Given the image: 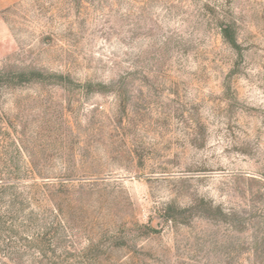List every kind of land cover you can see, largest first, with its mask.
<instances>
[{"label":"rangeland","instance_id":"1","mask_svg":"<svg viewBox=\"0 0 264 264\" xmlns=\"http://www.w3.org/2000/svg\"><path fill=\"white\" fill-rule=\"evenodd\" d=\"M0 264H264V0H0Z\"/></svg>","mask_w":264,"mask_h":264},{"label":"trees","instance_id":"2","mask_svg":"<svg viewBox=\"0 0 264 264\" xmlns=\"http://www.w3.org/2000/svg\"><path fill=\"white\" fill-rule=\"evenodd\" d=\"M222 33L224 38L235 48H239V44L237 42L236 36H235V32L233 31L232 27L230 25L227 26H223L222 27ZM33 73H39L42 75L41 72L38 71H34ZM19 75L24 77L26 75L25 72H19Z\"/></svg>","mask_w":264,"mask_h":264}]
</instances>
